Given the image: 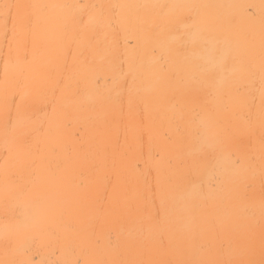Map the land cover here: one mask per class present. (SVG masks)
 I'll return each mask as SVG.
<instances>
[{
  "label": "bare ground",
  "instance_id": "6f19581e",
  "mask_svg": "<svg viewBox=\"0 0 264 264\" xmlns=\"http://www.w3.org/2000/svg\"><path fill=\"white\" fill-rule=\"evenodd\" d=\"M0 264H264V0H0Z\"/></svg>",
  "mask_w": 264,
  "mask_h": 264
}]
</instances>
